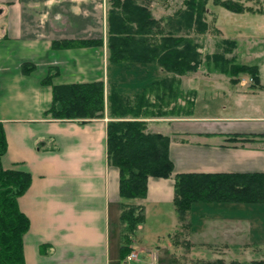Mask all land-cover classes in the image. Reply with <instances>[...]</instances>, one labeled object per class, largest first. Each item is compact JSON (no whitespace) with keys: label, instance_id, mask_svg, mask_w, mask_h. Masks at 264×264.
Instances as JSON below:
<instances>
[{"label":"crops","instance_id":"obj_1","mask_svg":"<svg viewBox=\"0 0 264 264\" xmlns=\"http://www.w3.org/2000/svg\"><path fill=\"white\" fill-rule=\"evenodd\" d=\"M98 2L0 0V122L8 140L2 164L32 174L30 188L19 198L31 221L24 239L26 264L264 263V204L195 203L185 219L175 208L164 220L166 228L144 230L151 213L174 203L176 174L264 172V128L251 125L257 119L264 121V116L196 114L199 94L189 84L199 75L208 79L218 75L217 82L226 75L234 83L231 75L200 69L177 76L181 112L168 119L147 118L149 132L171 139L174 174L151 177L145 199L120 196V172L108 158L107 114L87 120L46 114L53 101L52 86L44 83L49 75H55L56 85L117 83L132 98L173 76L156 64H124L113 66L110 78L103 63L109 51L108 14L105 9L101 15ZM142 4L153 13L159 5L157 0ZM101 38L104 45L98 47H54L57 41ZM247 45L253 54L256 46ZM237 49L238 43L234 52ZM250 85L252 96L264 100V84ZM229 93L232 99L240 96L231 88ZM159 97L155 94L158 105ZM228 108L226 104L221 109ZM122 203L143 206L146 216L129 236L127 247ZM166 233L163 242L156 239ZM131 253H138V258L128 261Z\"/></svg>","mask_w":264,"mask_h":264},{"label":"trees","instance_id":"obj_2","mask_svg":"<svg viewBox=\"0 0 264 264\" xmlns=\"http://www.w3.org/2000/svg\"><path fill=\"white\" fill-rule=\"evenodd\" d=\"M208 3L209 0H185V7L174 14L168 26L156 19L149 7L139 0H112L107 38L110 64L120 67L124 64H156L173 74L135 93L133 98L117 83H111L107 93L103 80L62 85L53 83L55 75L44 80L53 89V101L47 115L61 120L109 116L108 158L110 164L119 169L123 200L145 199L151 177L170 178L174 174L171 139L162 133L149 132L147 118L168 117L181 112L177 103L167 101L177 89V76L199 71L206 61L214 62L212 69L231 75L234 83L240 74L251 76L255 85L261 83L258 65L239 64L227 59L223 53L203 58L202 46L191 33L208 32ZM214 3L236 13L260 11L264 14V6H247L242 0H214ZM223 42L229 47L224 52H231L237 46L234 40ZM103 45V38L54 42L55 48ZM154 92L160 95V105L150 98ZM7 149L6 131L0 122V264H26L24 239L31 221L21 210L19 198L30 188L32 174L26 170L5 169L2 157ZM174 178V203L181 220L195 203L264 204V172H191L176 174ZM122 206L121 222L125 224L124 246L127 247L131 241L129 236L144 224L146 216L141 205L122 203Z\"/></svg>","mask_w":264,"mask_h":264},{"label":"rangeland","instance_id":"obj_3","mask_svg":"<svg viewBox=\"0 0 264 264\" xmlns=\"http://www.w3.org/2000/svg\"><path fill=\"white\" fill-rule=\"evenodd\" d=\"M147 0H139L140 3H145ZM185 0H157L158 4L155 6V14L158 17V20L163 21L164 24L169 26V20L176 14L177 11L185 7ZM245 5L253 6L255 8H260L264 6V0H255L252 2H246L242 0ZM112 6V0H99L98 2V11L102 12L104 16L105 9L107 14H109L110 8ZM209 13L207 14V21L209 23V30L205 34H196L192 31L191 36L195 37V40L202 46L203 58L205 59L206 55H212L214 53H223L225 57L229 60H235L234 53L236 54V62L239 64L247 65H258L261 70V82L264 84V14L260 11H246L244 13H236L228 10L222 5H216L214 0H209L208 3ZM153 13V12H152ZM153 13V16L155 15ZM100 16V13H99ZM222 31V32H220ZM184 33V32H183ZM182 33V34H183ZM222 33V34H221ZM234 40L238 43V49L234 52L233 49L231 52H224L226 48H229L224 44V40ZM256 46L255 52L250 54V45ZM109 51L108 57L103 59L105 71L109 73L110 78L112 77V65L109 62ZM214 62H206L201 69L213 70ZM193 73V72H192ZM216 76L211 78L202 77L199 75L197 79H194L192 83L189 84L190 89L196 90L199 94L197 103H196V114L197 115H206V116H215V115H228V116H254L260 117L264 116V100L263 98H255L251 93L253 87H251L250 76L245 74H240L238 76L239 81L237 83H231L228 76L223 75L219 76L224 78L223 81L217 82ZM119 78L123 79L122 76ZM176 80L174 81V86L176 87ZM109 92L110 84L107 83ZM106 86V87H107ZM177 88V87H176ZM231 89L238 90L240 96H235L232 99L231 94L229 93ZM173 91V90H172ZM224 91H227L225 93ZM178 96L179 92L175 91L172 93V97L167 99V101H173L178 105ZM226 96L230 99V102H226ZM155 92L150 95L152 101L154 100ZM173 100V101H172ZM228 104L229 108L225 111H222V107ZM178 111V108L175 109V112ZM174 115L168 117H159V118H171ZM155 118V117H152ZM251 125L264 128L263 120L253 121ZM246 125V124H245ZM148 128V126H147ZM24 169V167H20ZM176 205L174 203H169L161 206V209L150 215L149 224L145 226V231L147 230H157L166 228V218L172 216ZM178 212V211H177ZM160 215V216H159ZM165 220V222H164ZM30 230V229H29ZM144 230L138 231L139 239H144L141 236V233H145ZM137 231V230H136ZM135 231V232H136ZM29 232V231H28ZM133 237H136L135 235ZM168 233L162 235L160 238L162 242L166 240ZM28 247L30 249V236L27 239ZM150 258L147 257L149 262ZM145 261V260H144Z\"/></svg>","mask_w":264,"mask_h":264},{"label":"built area","instance_id":"obj_4","mask_svg":"<svg viewBox=\"0 0 264 264\" xmlns=\"http://www.w3.org/2000/svg\"><path fill=\"white\" fill-rule=\"evenodd\" d=\"M138 258V254L137 253H132L128 256V260H133V259H136Z\"/></svg>","mask_w":264,"mask_h":264}]
</instances>
